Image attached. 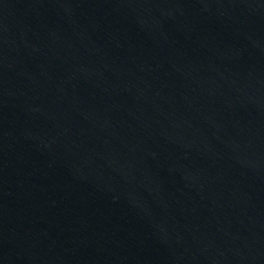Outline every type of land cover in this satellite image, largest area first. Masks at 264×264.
<instances>
[{
  "label": "water",
  "instance_id": "water-1",
  "mask_svg": "<svg viewBox=\"0 0 264 264\" xmlns=\"http://www.w3.org/2000/svg\"><path fill=\"white\" fill-rule=\"evenodd\" d=\"M0 264H264V0H0Z\"/></svg>",
  "mask_w": 264,
  "mask_h": 264
}]
</instances>
